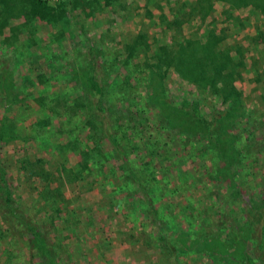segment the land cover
I'll list each match as a JSON object with an SVG mask.
<instances>
[{
    "label": "rangeland",
    "instance_id": "rangeland-1",
    "mask_svg": "<svg viewBox=\"0 0 264 264\" xmlns=\"http://www.w3.org/2000/svg\"><path fill=\"white\" fill-rule=\"evenodd\" d=\"M43 1L50 11L0 0V264H42L27 225L42 233L47 219L69 264L95 261L82 192L109 179L101 244L123 240L128 252L115 248L108 264H164L160 237L176 264H259L244 210L264 192V0H183V11L177 0ZM211 39L213 55L231 58L224 73L194 68ZM161 48L179 49L170 67ZM73 151L80 162L63 163Z\"/></svg>",
    "mask_w": 264,
    "mask_h": 264
},
{
    "label": "trees",
    "instance_id": "trees-1",
    "mask_svg": "<svg viewBox=\"0 0 264 264\" xmlns=\"http://www.w3.org/2000/svg\"><path fill=\"white\" fill-rule=\"evenodd\" d=\"M27 1L30 2L34 8H39L45 12H48L51 10V8L47 6L46 2L43 0H27ZM68 8H70L69 4H68ZM169 25L172 26L173 22L170 23ZM211 42H212V39H211ZM217 43L218 41L216 39L212 43L208 41V43L203 45V46H206V49L208 50V52H204L205 50L204 47L201 48L203 50V53L202 55H200L193 61L194 68L195 66L196 68H200V67L206 68V67H209L210 65L219 64L222 66L221 70L223 73L227 70V67L225 65H227V63H231V58L229 57V55H227V53L226 54L220 53L218 55L216 54L213 55V50L218 49ZM182 44L184 46L181 48L185 49L187 47L195 45L196 43H193L190 40L189 41L185 40L184 43ZM178 48H180V44ZM176 51H179V49L175 50V49H169V48H161V57L159 59V64L161 65V67L163 66L170 67V63H171L170 60L171 58H173V55L175 56ZM88 53L89 55H92V57H96L97 55L94 48H90ZM206 53L211 54L214 57V59L208 60L207 57H205ZM2 63L6 64V61H3ZM98 63H99L98 61H95L94 63L95 69L99 68L100 65ZM12 73L13 72L11 68H9L5 72L6 81L8 82L10 87L13 86L12 85L13 84ZM188 74L189 75L192 74V78H195V73L192 69H188ZM213 76L217 78L221 77V75H213ZM226 78H230L228 77V73L226 75ZM215 81H216L215 78L211 80L212 87H214ZM92 82L94 86V91H93V95L90 100H91L92 106L98 108L100 104L102 103L100 92L102 90L104 82L101 79H99V77L96 74H94ZM194 82L197 83L198 85H201V83L204 84L206 82V78L204 77V75L203 76L198 75L197 79ZM181 111L182 113L187 114L185 109H182ZM213 125L214 124H211V127H213ZM182 131L185 134H188V135L191 134L190 131H185L183 129ZM217 145H218V148L221 150L220 146L222 145V142L218 141ZM84 164L85 163L82 162L83 166ZM4 171H5V168H3V170H1L0 173L4 175L5 174ZM261 196H262V205L250 206L249 208L244 210V213H245L248 227H249V240L252 243L253 256L259 264H264V192L263 191L261 192ZM52 224L53 222L48 219L41 221L40 228L43 230L42 233H39L38 229L37 230L34 228L29 229L31 226L27 225L28 233H30V235H32V238H34V240H31L32 248H34L37 251V257L42 259V264H60L59 259H57L59 253L64 255L63 260H65V262L63 264H69L66 261L70 259L69 251L65 249L64 246L59 247L58 245L53 243V241L50 239V235L52 233L50 229H51ZM158 240L161 246V251H160L161 261L163 259L162 262L164 264H176L177 256H176L174 249L171 247H168V244L166 243L164 238L160 237Z\"/></svg>",
    "mask_w": 264,
    "mask_h": 264
},
{
    "label": "crops",
    "instance_id": "crops-1",
    "mask_svg": "<svg viewBox=\"0 0 264 264\" xmlns=\"http://www.w3.org/2000/svg\"><path fill=\"white\" fill-rule=\"evenodd\" d=\"M200 0H196L195 2H198ZM218 1V0H217ZM177 2L179 3L178 8L180 6H182L183 3H186L183 0H177ZM181 11L183 10H188L186 8V5L182 6L179 8ZM177 12V11H176ZM189 13V18L193 16L195 17H200L199 15L197 16L196 14H190ZM175 14V13H174ZM176 16V17H175ZM178 13L174 15L175 19L178 18ZM174 17L171 19L172 21H174ZM201 18V17H200ZM170 20V19H169ZM169 22H172V21ZM169 25V24H168ZM202 29V27H197L196 30H198V32H200ZM24 66V64H21L18 68V70L16 71L17 73L22 72V67ZM27 70V69H25ZM27 76H31L32 74L30 72H28L27 70ZM20 80H25V77L23 76H19ZM73 158V160H72ZM74 162V163H79L80 162V156L79 154H77L76 151H73L71 154L70 152L67 153V155H65V157L63 158V163L65 162L66 164L69 163V161ZM66 166V165H65ZM17 171H18V177L23 178L22 174L24 173V168H22L21 166L17 167ZM112 180L109 179L107 182H103L104 186L106 187V185H108L109 182H111ZM104 186H100V184L94 186L92 189L89 190H83V194L84 196H86L88 199L90 198L92 201L90 207H91V212L92 214H89L87 212V209H85L84 207H82V213L81 216L78 217L80 222H86L88 221V224L85 223V225L87 224L89 226V228H87V232L83 234V237L86 238V240L89 243V247H90V256L95 258V261H85L87 264H108L111 262V260L109 259L111 253L113 252V250L116 248V250L118 251V254L120 256H124L126 257L127 255V248H128V243L126 241L123 240H108L109 241V246H107V248H103L102 247V241H106L107 239V230L104 229V226H107L109 223H112V217L110 215L111 210L113 209L109 204H107V199L110 198V194L109 191H107L105 189ZM92 216V217H89ZM91 223V226H90ZM107 241V242H108ZM84 258V257H83ZM113 257H111L112 259ZM114 261V258L112 259ZM134 263V262H133Z\"/></svg>",
    "mask_w": 264,
    "mask_h": 264
}]
</instances>
